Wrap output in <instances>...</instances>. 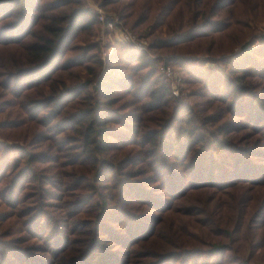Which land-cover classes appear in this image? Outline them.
Here are the masks:
<instances>
[{
  "label": "trees",
  "instance_id": "obj_1",
  "mask_svg": "<svg viewBox=\"0 0 264 264\" xmlns=\"http://www.w3.org/2000/svg\"><path fill=\"white\" fill-rule=\"evenodd\" d=\"M236 2L98 0L166 27L148 50L172 53L180 98L146 51L114 42L102 62L86 0H0V222L52 253L9 233L2 264H264V32L242 19L264 1ZM222 37L237 54L211 55Z\"/></svg>",
  "mask_w": 264,
  "mask_h": 264
},
{
  "label": "rangeland",
  "instance_id": "obj_2",
  "mask_svg": "<svg viewBox=\"0 0 264 264\" xmlns=\"http://www.w3.org/2000/svg\"><path fill=\"white\" fill-rule=\"evenodd\" d=\"M255 0H243L242 4H240L239 2H236L231 9L233 10V13L239 18V16L241 14H244L245 12V6L246 3H253ZM264 1V0H261ZM87 5L92 9L93 12L96 13L97 15V19H98V15L100 13L104 14L107 18H109V20H113V22L116 24L115 27L113 28H109L106 23H102L99 21V25L96 29V34H95V39L99 42V55H100V59L102 60V62L104 63L106 55L108 53H110L112 51V45L114 42H120V43H124V44H128L130 46H132L131 43L126 42L124 40H122L121 35H122V31H128L131 35H134L136 38H138V40H140L139 42H146V44L143 43V48H138V51H146L148 52V54L150 55V57L152 58H156V68L158 70V72L160 73V67L162 65L164 66H169L170 68L173 69L174 72V76L173 79L180 77L179 82L175 83L177 85V88L179 90V95L177 97L180 98H186L187 95L190 93L191 87L190 85H187L186 82H184L183 79V74L180 72V70L176 69L175 67L172 66V64L169 63V55L172 53H168L165 50H155V51H149L148 47L151 44L152 40H154V38H156L157 36H160L162 38L166 37V27L162 26L161 28H159L158 30H156L154 32L153 35L150 34H146L145 32H143V30L146 29L145 26H141L139 27V29L134 30L130 23L126 24L122 19H120V16L118 15V13L116 11H114L113 9H109V8H102L99 3L98 0H86ZM242 19H246L248 20L247 23H249V27L250 28H245L246 31H249L251 33V30L259 35L262 34L264 32V9H263V13H254V11H251L250 13H248L245 17H242ZM239 28V27H236ZM242 28V27H240ZM237 33L239 34L240 31H237ZM200 44L196 47L194 46L193 48L196 49L198 52L195 55H198V57H202L205 55V51L207 48H205L203 46L202 42H199ZM216 44L214 45L212 51H211V55L214 57H222L224 55L227 54H232L235 55L237 54V52L239 51V46L240 45H236L231 43L230 40H228L226 37H222L220 39H216ZM133 47V46H132ZM135 48V47H133ZM103 52L105 53V57L104 59L101 58ZM188 51H184V52H179V54H185ZM168 82H171V79L167 78ZM192 86H196V85H192ZM175 96V95H174ZM6 112L8 111V108L5 109ZM5 116V115H3ZM2 117V116H0ZM0 141L1 142H9V140H5L4 138H2V136L0 135ZM54 146V143H50ZM53 151H55L54 147L52 148ZM49 152H51L50 150H47ZM255 162H259V164H262L264 166V157H262L261 159H254ZM230 190V189H228ZM227 190V192H228ZM206 194H198L196 195V200H198V198H201L202 196H205ZM191 200L194 201V198L191 197ZM0 202L3 203V205H0V212H7V214H10V210H12V207L8 204V203H4L2 200H0ZM186 204H189L188 199H186L185 201ZM194 204H196L198 206V204L196 202H193ZM56 214H59V212L55 211ZM7 216V215H6ZM21 216V215H20ZM58 216V215H55ZM20 220L21 218L18 217V215H10L9 217H5L2 219V221L0 222V241H7L8 238L5 237L6 234L11 233V235H9L10 237L14 238L21 246H29L32 247V251L35 256H38L40 258H50L51 256V250L46 251V243L39 240V239H35V238H30L27 242H23L19 236H22L24 234V232L22 233V228L24 227L23 225L20 224ZM25 228V227H24ZM49 231L50 229L48 228L46 230V234L49 235ZM18 238V239H16ZM3 248L2 245H0V250ZM1 253V251H0ZM62 255V254H59ZM46 256V257H45ZM64 256V255H62ZM2 260V261H1ZM3 263V258L0 259V264ZM5 263V262H4Z\"/></svg>",
  "mask_w": 264,
  "mask_h": 264
},
{
  "label": "built area",
  "instance_id": "obj_3",
  "mask_svg": "<svg viewBox=\"0 0 264 264\" xmlns=\"http://www.w3.org/2000/svg\"><path fill=\"white\" fill-rule=\"evenodd\" d=\"M98 19L100 22L102 23H106V25L109 28H113L116 26V24L113 22V20H109V18H107L104 14L100 13L98 15ZM122 40L129 42L132 44L133 47L135 48H143V43L146 44V42H139L140 40H138V38H136L134 35H131L128 31H122V35H121ZM105 57V53L103 52L101 58L104 59ZM161 72L169 79H171L170 82V89L173 95L178 96L179 95V90L177 88V85L175 84L176 82L178 83L180 80V77H177L175 79H173L174 76V72L173 69L170 68L169 66H164L162 65L160 67Z\"/></svg>",
  "mask_w": 264,
  "mask_h": 264
}]
</instances>
